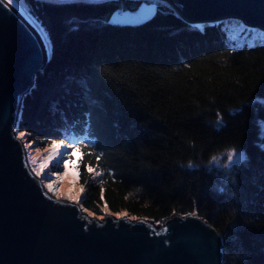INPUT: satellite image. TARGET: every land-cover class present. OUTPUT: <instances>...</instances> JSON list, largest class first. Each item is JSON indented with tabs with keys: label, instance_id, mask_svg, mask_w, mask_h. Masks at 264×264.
Returning a JSON list of instances; mask_svg holds the SVG:
<instances>
[{
	"label": "trees",
	"instance_id": "trees-1",
	"mask_svg": "<svg viewBox=\"0 0 264 264\" xmlns=\"http://www.w3.org/2000/svg\"><path fill=\"white\" fill-rule=\"evenodd\" d=\"M49 57L18 134L79 153L81 206L102 217L196 212L225 236L223 264H264V34L202 29L166 4L139 26L109 23L140 0H23ZM228 149L243 159L208 167Z\"/></svg>",
	"mask_w": 264,
	"mask_h": 264
},
{
	"label": "water",
	"instance_id": "water-1",
	"mask_svg": "<svg viewBox=\"0 0 264 264\" xmlns=\"http://www.w3.org/2000/svg\"><path fill=\"white\" fill-rule=\"evenodd\" d=\"M159 1L200 29L228 21L264 34V0ZM156 8L141 0L109 23L139 26ZM37 24L15 0H0V264H223L225 236L196 212L161 222L109 211L98 217L81 197L45 188L16 130L22 100L49 57Z\"/></svg>",
	"mask_w": 264,
	"mask_h": 264
},
{
	"label": "rangeland",
	"instance_id": "rangeland-1",
	"mask_svg": "<svg viewBox=\"0 0 264 264\" xmlns=\"http://www.w3.org/2000/svg\"><path fill=\"white\" fill-rule=\"evenodd\" d=\"M16 1L25 11L24 1ZM145 1L154 2L156 4H166L159 0ZM260 126V133L262 135L264 134V121L260 122ZM20 136L22 137L28 151L30 165L33 169H35L36 174L42 178L43 184L45 186H49L52 182H54L55 184L51 190L52 193L58 197H67L71 200L77 201L84 193V188L79 183V172L77 167L79 153L70 145L62 142H55L53 146L43 150L31 144L25 139L24 136ZM243 157L244 154L241 150L228 149L213 156L209 160L208 167H213L217 173H223L226 176V173L229 171L230 167L234 163L243 159ZM107 211L108 210L105 212Z\"/></svg>",
	"mask_w": 264,
	"mask_h": 264
},
{
	"label": "bare ground",
	"instance_id": "bare-ground-1",
	"mask_svg": "<svg viewBox=\"0 0 264 264\" xmlns=\"http://www.w3.org/2000/svg\"><path fill=\"white\" fill-rule=\"evenodd\" d=\"M15 2H16V5H19L18 2H17L16 0H15ZM19 6H20V5H19ZM20 7H21V6H20ZM21 8H22V7H21ZM22 9H23V8H22ZM43 37H44V34H43ZM46 42H47V40H46ZM47 44H48V43H47ZM32 169H33V168H32ZM33 171H35V169H33ZM54 184H55V183L52 182L51 185H49V186H45V188H46L47 190L50 191V190H52V187L54 186ZM51 192H52V191H51ZM65 198H66V197H65Z\"/></svg>",
	"mask_w": 264,
	"mask_h": 264
}]
</instances>
